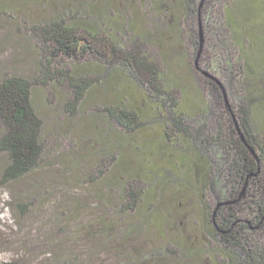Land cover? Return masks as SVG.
<instances>
[{
	"label": "trees",
	"instance_id": "16d2710c",
	"mask_svg": "<svg viewBox=\"0 0 264 264\" xmlns=\"http://www.w3.org/2000/svg\"><path fill=\"white\" fill-rule=\"evenodd\" d=\"M125 1L127 6L119 9L118 14L113 11L112 3L107 9H101L106 10L102 16L97 14L99 19L105 14L109 18L104 28L102 21L91 20L92 10L86 6L79 11L78 24L69 23L64 17L45 23L26 22V31L39 54L41 70L33 80L8 72L0 76V155L8 158L0 184L28 176L45 162L47 142L43 136V120L32 101L34 87H45L50 92L66 90L71 98L65 110L73 117L87 93L102 85L104 79L99 72L110 69L113 74L119 73L127 81H134L144 91L155 113L164 117V138L168 145L180 143L192 151L193 159L198 155L196 162L203 163V167L196 165L198 172L190 176L198 186L200 201L205 204L202 190L211 183L219 184L225 191L224 198L214 208L211 223L203 224L206 233L198 250L203 255L198 264H208L210 255L216 264H264V0ZM143 18L148 21L146 29H143ZM201 19L202 49L199 31H196ZM251 22L254 25L249 27ZM166 41H173V45ZM186 42L196 48L192 58L200 57L199 67L216 77V80L205 77L204 85L198 80L195 83V94L203 99L204 105L200 117L192 116L194 107L185 108L181 104L183 98L176 88L178 75L174 74L170 82L165 77L163 60L171 59L169 50ZM89 58L98 72L93 76L88 73L76 76L69 69H62L68 63L84 66L79 64ZM106 104L103 112L125 133L132 134L144 126L137 112L127 109L123 103ZM209 115L214 117L212 123L208 121ZM95 178L90 177L87 184L97 188L96 184L103 178L99 181ZM134 185L133 182L122 184L124 200L118 217L138 208V199L144 190H137ZM43 189L42 193L38 190L40 196L47 195ZM95 194L102 193L96 189ZM219 203L225 204L217 210ZM33 205L34 201H18L16 206L23 212ZM63 205L61 202L50 210L39 205V211L46 213L47 219L42 223L45 227L42 237L60 235L67 248L63 254L55 251L52 258L58 264H86L80 252L87 246L92 249L93 238L101 241L113 228L106 214L99 217V224L95 226L76 223L80 215L78 204L70 214ZM63 221L76 226L59 228ZM98 225L101 229L94 230ZM48 226L50 231L46 229ZM57 227L60 231L56 232ZM74 237L82 245H77L79 253ZM116 250L126 253V259L135 257L126 248ZM165 251L179 256L178 251L169 247ZM190 252L197 251L190 249Z\"/></svg>",
	"mask_w": 264,
	"mask_h": 264
},
{
	"label": "rangeland",
	"instance_id": "374dc122",
	"mask_svg": "<svg viewBox=\"0 0 264 264\" xmlns=\"http://www.w3.org/2000/svg\"><path fill=\"white\" fill-rule=\"evenodd\" d=\"M111 3L116 14L127 6L125 0H0V76L8 72L33 80L40 73L39 54L26 31V22L45 23L64 17L69 23L78 24L79 11L86 6L92 10L91 20L102 21L104 28L109 18L105 14L99 19L97 14L106 13L101 9ZM144 22L143 29H146L148 21L144 19ZM200 23L203 26L202 19ZM253 25L254 22L248 24ZM196 31H199L198 23ZM166 42L173 45V41ZM195 51L189 42L174 46L169 50L171 59L163 60V64L167 81L170 82L174 74L178 75L176 88L183 98L181 104L185 108L194 107L192 116L200 117L204 105L203 99L195 94V83L198 80L204 85L205 76L196 66L197 59L192 58ZM163 53H167L165 47ZM92 60L89 58L79 64L84 65L80 67L68 63L62 69H69L76 76H87V73L93 76L98 72L93 69L96 67ZM112 74L110 69L99 72L104 79L102 85L87 93L73 117L65 110L71 98L66 90L50 92L45 87H34L32 101L44 123L47 155L42 167L33 173L0 184V264H58L53 260L55 251L63 254L67 247L58 234L43 239L42 223L47 219L46 213L41 214L38 208L40 205L55 209L61 202L69 214L78 204L80 215L76 223L95 226L99 217L106 214L113 228L101 236V241L93 238L95 248L87 246L83 250L81 247L82 252L77 248L81 245L78 239L73 238L76 252H80L86 264H198L203 257L198 251L206 233L203 224L211 223L214 208L224 198L225 191L219 184L211 183L202 190L205 204L200 201L198 186L190 176L198 172L196 165L203 167V163L196 162L198 155L193 159L192 151L180 143L168 145L164 138V117L155 113L144 91L119 73ZM123 95L127 97L124 99ZM106 103L109 106L123 103L127 109L137 112L144 126L132 134L125 133L103 112ZM206 103L209 105L208 99ZM208 117L212 123L213 115ZM7 163V155H0V176ZM90 177L103 180L96 188L87 184ZM132 182L137 190H144V194L138 199L137 209L118 217L124 200L122 184ZM42 187L47 195H39ZM96 189L102 194H95ZM18 201H34V205L21 212L16 206ZM144 217L146 219L139 222ZM75 226L63 221L59 228ZM59 228L54 230L60 231ZM96 229L101 228L98 225ZM127 230L130 233L124 232ZM118 247L126 248L135 257L126 259V253L117 251ZM167 247L178 251L179 256L166 253ZM190 249L197 252L192 254ZM210 256L208 264H216L213 255Z\"/></svg>",
	"mask_w": 264,
	"mask_h": 264
},
{
	"label": "water",
	"instance_id": "95a60500",
	"mask_svg": "<svg viewBox=\"0 0 264 264\" xmlns=\"http://www.w3.org/2000/svg\"><path fill=\"white\" fill-rule=\"evenodd\" d=\"M199 37H200V40H201V49H202L203 42H204V30H203V26H202L201 23L199 24ZM199 55H200V53H199ZM196 66H197L198 70H199V71H200L205 77L210 78V79H212V80H216V77L213 76V75L211 74V72H209V71H207V70H203V69H201V68L199 67V57H198L197 60H196ZM222 90H223V92L225 93L224 88H222ZM225 97H226V94H225ZM224 204H225V203H219L218 208H219L220 206L224 205Z\"/></svg>",
	"mask_w": 264,
	"mask_h": 264
},
{
	"label": "flooded vegetation",
	"instance_id": "af4514ba",
	"mask_svg": "<svg viewBox=\"0 0 264 264\" xmlns=\"http://www.w3.org/2000/svg\"><path fill=\"white\" fill-rule=\"evenodd\" d=\"M220 207H221V206H220ZM220 207H219V208L217 207V210H219V209H220Z\"/></svg>",
	"mask_w": 264,
	"mask_h": 264
}]
</instances>
